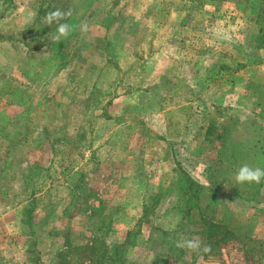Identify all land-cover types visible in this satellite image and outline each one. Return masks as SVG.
<instances>
[{
  "label": "rangeland",
  "instance_id": "374dc122",
  "mask_svg": "<svg viewBox=\"0 0 264 264\" xmlns=\"http://www.w3.org/2000/svg\"><path fill=\"white\" fill-rule=\"evenodd\" d=\"M49 1L0 0V73L5 74L2 70L8 68L6 73L12 76L10 78L27 84L33 90L40 87L48 91L50 89L49 95L58 102L63 100L60 96L64 90L65 100L62 102L66 107L71 106L74 99L83 97L90 82L97 84L95 92L84 106L80 105L75 112L68 109V116L75 117L73 122L81 127L90 126L93 129L94 126L91 123L94 116L87 119L81 118V114H87L89 110L91 113L86 116L102 113L115 93L120 96L129 89L128 93L132 96L127 98L129 101L126 105L129 108L126 112L121 113L122 105L119 103L112 106L113 111L110 110L116 116L114 123L123 124L129 129V143L139 142L144 128L151 126L157 130L161 127V133L169 137L167 129L171 124L183 121L182 113L175 110L174 113L159 116V107L168 105L175 94L179 98L183 95V99L193 100L200 95V90H206L201 83H189L193 74L191 68L188 71L185 68L184 62L189 61L188 55L182 49H177L184 45L193 44L197 48L204 46L208 52L216 55L213 72H202L199 75L201 82L225 69L226 85L224 89L219 86L216 88L218 91L208 92L204 104L206 111L190 113L186 127L188 130L183 136L186 139L189 136L187 144L184 145L182 141L181 145L167 143L166 146L157 147L160 145L155 142L154 135H147L150 142L143 151L135 147L132 152L124 153L120 149L109 153L108 157L113 158L116 166L107 171L114 176L121 173L129 177V183L115 181L104 189L103 182L98 179L96 190L91 189L85 180L92 175L95 165L81 166V151H72L68 155L61 151L59 153L67 159L65 164L58 168L56 162L54 167L48 168L52 187L49 186L52 182L40 177L38 162L37 166H32L35 168L29 171L27 177L30 192H18L22 190V182L11 184L15 194H8L10 184L6 179L9 175L20 172L25 167L26 159L45 161L47 156H42L38 150H25L26 145L15 150L0 149V218L11 210L10 214H6L8 217L2 218L11 225V229L0 232L3 234L0 264L2 257L3 260L9 259L10 264H38L41 252L36 251L34 240L40 239L45 225L52 224L50 221L62 212L66 204L65 215L60 217L57 229L48 231L49 236L58 235L54 243L61 250L45 262L58 259L57 264H264V241L252 240L248 243L239 238L237 241H227L224 245L218 243V238H228L230 232L251 239L252 232H258V225L247 227L255 222L254 216L250 214L264 218L261 187L264 180L259 184H237L235 181V174L243 164L264 168V143L261 141L264 106L252 104V101L234 103L229 97L233 91L229 89L231 74L233 79L235 74L246 71L237 68L236 64L264 62V52L255 50L252 45L257 26L253 24L251 15L246 19L235 17L229 22L219 17L206 22L207 15L214 14L215 10L217 14L224 13L223 6L216 3L200 11L199 5L195 3L191 10L197 11L188 16V11L172 8L178 0L167 5L164 0L161 3L160 0H68L67 10L71 9L72 14L66 22L73 31L67 39L55 42L56 25L44 23ZM130 2L133 6L129 5ZM236 3L242 4L243 1L236 0ZM138 6L140 8L136 10ZM262 10L263 3L259 8L260 13ZM81 23H87L86 33H81ZM174 31L180 38H172ZM143 38L147 40L144 42ZM151 42L154 46L150 50L161 51L160 57H167L163 61V58L157 59L158 65L166 64V71L159 75L160 86L150 88L148 95L138 99L136 91L139 82L154 71L156 60L149 63L152 71L148 70L150 67L132 71L131 66L134 58L140 61L149 56ZM212 62L213 59L206 66L210 67ZM94 63L97 64V67L94 66L95 75L89 70ZM218 63L221 65L218 66ZM113 64L120 71L113 73ZM104 72L107 73L106 78L103 77ZM168 72L172 75L166 76ZM177 78H180L178 86H172ZM8 83H2L0 94H10L16 89L15 83ZM157 89L160 92H156ZM17 90L23 91L19 86ZM222 95L229 97L227 102H212L215 97ZM255 97L258 98V94ZM157 98L163 99L162 105H155L159 100ZM8 105L7 102H0V110ZM197 105L195 103L193 107ZM32 106L40 107L39 103ZM193 107L192 112L195 110ZM64 111L67 110L64 108ZM37 112H31L28 128L40 123ZM5 116L0 115V128L7 125ZM212 124L215 127H210ZM60 125L49 124L48 130L54 132L52 139L62 137L60 131L63 126ZM207 129L210 134L206 133ZM96 142L98 145L102 142L120 144L122 139L113 137L103 140L101 137L96 140L91 133L86 140L81 141L80 148L84 150ZM55 156L57 159V154ZM69 157L72 161H69ZM173 159L178 162L177 167L172 166ZM15 162L14 168L7 166ZM72 173L77 174V177L68 181ZM188 178L193 181H188ZM188 182H191V186ZM48 187L52 189L51 192L54 191L52 194H36ZM89 190L96 194H89ZM32 192L34 194H30ZM20 208L23 211H19ZM21 212L32 223L34 230L22 231L19 225ZM211 225H219L221 229L216 230ZM21 237L27 240V248H24L28 252L26 258L21 255L20 241V251L16 255L5 251L7 239L15 241ZM193 238H199L201 247L208 245L211 251L193 252L176 246L178 241ZM250 248L258 252L255 258H246L244 255ZM41 251H45V248Z\"/></svg>",
  "mask_w": 264,
  "mask_h": 264
},
{
  "label": "crops",
  "instance_id": "0c3cea01",
  "mask_svg": "<svg viewBox=\"0 0 264 264\" xmlns=\"http://www.w3.org/2000/svg\"><path fill=\"white\" fill-rule=\"evenodd\" d=\"M164 1L166 2L165 5H167L168 3H172L174 0H164ZM178 1L179 2L175 4L172 8H175V9L180 8L182 10H186L188 11V16L194 15V13L197 11L194 8H193L194 10H191L192 5H194L195 3L199 5L200 11H205V9H208V7L210 6L213 7V5L216 3H219L220 7L222 5L223 8L225 9V12L224 13L218 12L217 14V11L215 10L214 14L207 15L209 19L207 18L206 22H210V21L212 22V19L216 20L217 17H219V19L222 21L229 22L235 19V17H240V18L243 17V19H246V17H249L251 15L253 19V24L257 26V30L254 34V38L252 39L253 48L255 50L261 51L262 53L264 52V40H263L264 38V14L261 13V18H259V15H260L259 8L262 3L264 5V2L262 0H241L243 1L242 4L236 3V0H178ZM161 2L163 1L160 0L159 3ZM124 5L127 6V4H124ZM129 5L133 6V3L130 2ZM139 8H140L139 6L135 7L136 10H139ZM125 9L129 10L127 7H125ZM157 14H159V12H157ZM172 38H180L177 31L176 32L174 31V33L172 34ZM143 40L145 42L147 38H143ZM173 43L176 45V47H179L175 41H173ZM145 45L146 44H144V46ZM139 46H141V43L139 44ZM152 46H154V43L151 42L149 44V49H148L149 56L143 57L140 61L139 60L136 61V59L134 58V61H133L134 64H132L131 66L132 69L130 68L133 71L135 69L137 70L147 69L146 67H150V69L148 70L152 71V68L151 66H149V63H151V61L154 63V61L156 60V63H154V68H153L154 71H152L151 73H148V75L146 74L143 78H141L139 82L140 88L138 87L136 91V94L138 95V99L143 97V95H146V94L148 95L150 88H155L156 86H160L159 85L160 83H158V80L160 78L159 75H162L166 71L165 70L166 64L162 66L158 65L157 59L163 58L162 59L163 61L164 58H167V57H160L161 51L153 52L152 50H150ZM177 49H182L181 51H184L185 52L184 54L186 56L188 55L187 57L189 61L184 62L185 68L187 71L191 68V71H192L191 73L193 74V78H190L189 83L190 82H191L190 84H192V82H194L195 84L201 83V85L206 90L204 91L200 90L201 96L198 95L193 100L187 99L185 97L183 99V95H181L179 98V95L175 94V96H173L172 99L169 101L168 105L163 106L162 108L159 107V110L161 113H158V115L166 116L167 114L174 113L175 110H179L180 113H182L183 121L176 122L170 125V127L167 129L169 137L161 133V127L158 128L159 130H157L153 126L149 127L148 129L144 128V131L142 132L143 134L142 139H140V141L135 144L129 143V140H128L129 129L126 126H122L123 124L117 125L116 122L114 123V118L116 116L114 115V112L113 113L110 112V110H112L111 109L112 106L118 103L122 105L121 113L126 112V109L129 108V106L126 105V102L129 101V99L127 98L132 96V94L128 93L129 89H127L126 92H123L120 96H117L115 93L111 97V100H109V103L107 104V108L106 106H104V108L102 109L104 110L102 111L103 114L102 113L97 114V113L92 112L93 114H91L90 116H86L90 112L89 110L87 111V114L85 113L84 115L83 114L80 115L81 118L87 117V119H89V117L91 118L92 116H94L93 121H91V123H93L94 126H93V129H91L90 126L81 127L79 126V124L77 123L75 124V122L73 121L76 118L75 117L72 118L68 116V113H69L68 109H72L75 112L77 108L78 109L80 108V105L83 104L84 106L87 103V101L90 99L92 93L95 92V87L97 86V84L93 82H92L93 84H91L90 82L89 84L90 86L85 90L83 97L74 99L70 103L71 106L66 107L67 105L62 102L63 100H65L64 90L61 91L62 94L60 96L61 98L63 97V100L61 102L60 101L58 102L56 98L49 95L50 89L48 91L47 88L44 90L43 89L44 87L43 88L40 87V89L33 90L30 86H27V84L18 83L16 82L15 79L10 78L12 76L6 73V70L8 68L2 70V72H4L8 77H6L5 74L0 73V86L2 85V83L7 84L8 82H13L15 83L14 85L16 86V89L13 91V93H10V94H6V95L0 94V102H4V103L7 102L9 104L8 107H1L2 109L0 110V115L5 114L6 115L5 117L7 120V125L0 128V149L1 150L2 149L3 150H8V149L15 150L17 148H21L24 145H26L24 147L25 150H30V149L38 150L40 151L42 156H47V160L45 161L43 159L39 161V159L32 160L33 158L31 159L28 158V160L27 159L25 160V167L21 168L20 172L12 173L11 175H9L8 180L6 179V181L10 184V188L7 191L8 194H15V190L11 188V184H17V183L19 184L22 182H23L22 190H19L18 192L19 193H23V191L30 192V187L29 185H27L29 183L27 177L28 175H30L29 171L34 170L35 168L32 166H37L38 162H39L38 165L40 166L39 168L40 177H44L43 180L46 179L47 182H52V180L48 176V168L51 166L54 167L56 162L57 164H59L58 168H61L62 167L61 165H64L65 162L67 161L65 157H62V153H59L61 151L67 152V155L71 154L72 151H81L83 152V156L80 160L81 166L83 165L89 166L90 164L95 165L96 169L92 173L93 176L92 175L90 177L88 176V179L86 178L85 183L88 182L90 188L96 190L98 179H100L103 182L104 189H107V187H109V185L115 181H119L121 183L130 182L129 177L125 175L122 176L121 173L114 176V174L112 175L111 173H109V171H107V169H111V168L113 169V167L116 166V162L113 160V158L108 157L110 152H114V150L117 151L120 149H122L124 153L132 152L133 148L135 147L139 148L140 151H143L150 142V138H148L147 135L148 136L154 135L155 142H157L158 145H160L157 147L166 146L167 143H170L171 145H181L182 141H184V145L187 144L189 136L187 137V139L183 138V136L185 135V131L188 130L186 129V127H187V124H189V120L191 117L190 113L197 114V113H200L201 111H206L204 109L205 107L204 104L207 102L205 99V96L208 94V92L211 90L212 92L218 91V89L216 88H218L219 86H222L221 89H224L223 86L226 85L225 80H224L225 69H222L220 73L218 71L216 73H213L214 76H210V79L206 78L205 81L202 80L201 82L199 75L202 72L206 70L213 72L215 68L214 63H216V61L214 60V57L216 55L210 51L208 52V50L204 46L202 47L200 46L197 48V47H194L193 44H190L189 46L184 45ZM138 51L142 53L140 50ZM152 56L154 57L152 58ZM212 59H213V62L211 66L210 67L206 66L207 65L206 63L210 62ZM217 65L220 66L221 64L218 63ZM94 66L97 67V64L96 63L92 64L89 70L92 71V73H94L95 75L96 69L94 68ZM113 67H115L113 70V73L120 71L117 65L113 64ZM236 67L237 68L240 67V70L246 69V71L245 73H242V74H235V72L237 71L235 70V72H233L235 74V75L233 74L234 75L233 79H232V74H231V79L229 82V85H230L229 89L233 91L229 97H232L234 103L243 104L244 102L250 103V101H252V104L258 103L264 106V62L259 63V64H256V63L251 64L249 62H246L245 64H236ZM12 72H14L13 69H12ZM99 74L95 76L96 80L98 79ZM106 75L107 73L104 72L103 77L106 78L105 77ZM167 75L170 76L172 74L168 72L166 76ZM179 80L180 78H177L173 82L172 86L177 87L178 86L177 82H179ZM17 86H19L23 91L19 92L20 90H17ZM190 86L192 87V85ZM159 90L160 89H157L156 92H160ZM53 94H55V92L52 93V95ZM191 94L194 95L193 92ZM256 94H258L259 96L258 98L255 97ZM139 95H142V96H139ZM33 96L34 97L37 96V97L33 98ZM38 96L40 97L38 98ZM56 97L58 98V94L56 95ZM229 97L225 98V95L217 96V98L215 97L212 100V102L215 101L217 104H222V103H225V100L227 102ZM157 99L159 100L156 102L157 104L155 103V105H158V104L162 105L163 99L162 98H157ZM38 103L40 106L39 108H36V106L35 107L32 106V104H38ZM195 103H198V105L196 107H193ZM200 104H203V106L200 107L199 106ZM124 105H126V107ZM137 105L138 104H136L135 106L136 109H137ZM50 107H52V109H50ZM192 107L195 109L194 112H192ZM64 108L67 111H64ZM36 110L38 111L37 115L38 114L40 115V123L36 127L32 126L28 128L29 126L28 122L32 117L31 112H34ZM70 118L72 119L71 123H70ZM66 122H67V125L65 126ZM50 123H55L58 125V127H59V124H61L60 126H63V129L61 128V131H60L62 135L60 139L57 137L52 139L54 132L49 131L50 129L48 130ZM69 123L70 125H68ZM210 127H215V126H213L212 124ZM205 131L207 133L208 129ZM57 132H59V128ZM91 133L93 134L94 138H96V140L97 139L100 140L101 137L103 140L116 137L118 140L119 138L122 139V142L120 144L118 143L108 144L107 142H102L100 145H98V143L96 142V143L89 145L84 150H82L80 148L81 141L86 140V138H88V136H90ZM261 134H262L261 141L262 143H264V132ZM70 140H72V142H70ZM56 154H57V159L55 156ZM104 158L106 159L105 164H104ZM69 161H72L71 157H69ZM173 164L174 165L172 166L174 167L178 166V162H176V160L174 159H173ZM182 165L184 166V164ZM7 166L8 167L11 166L10 168H14L16 166V162L13 165L9 163ZM77 169L78 168H76L75 171H77ZM57 174L59 176L60 172ZM73 177L76 178L77 174L72 173V176L71 178L68 179V181H71ZM114 177H116V179ZM188 181H193V180L191 178H188ZM52 184L53 182L50 183L49 186L52 187ZM197 185L200 187V190H203L201 185H199L198 183ZM261 187H263L262 193L264 194V182ZM51 190L52 189L48 187L44 191L37 192L36 194H52L54 191L51 192ZM102 191H105V190H102ZM88 193L96 194V192H92V190H89ZM30 194H34V192ZM67 205L68 204H66V206L62 208V212L60 214L56 215V217L54 218L55 220L53 219L52 221H50L52 224L45 225V227L43 228V232L41 233L40 239L39 240L37 239V241L34 240V247L36 251L41 252L40 258L38 260V264L39 263L40 264L58 263L57 262L58 259L57 260L50 259L48 262H45L47 258H51L53 255H57L58 252L61 250V248L60 249L57 248L56 244L54 243V240H55L54 238L58 237V235L49 236L48 231L50 232L53 229L55 230L57 229L58 221L61 220L60 217L65 215L66 211L64 209L67 207ZM250 207L252 208V206ZM19 211H23V209L20 208ZM0 212H1V208H0ZM10 212L11 210L6 212V214H10ZM6 214L3 213L2 218L8 217V215ZM20 214L21 215L19 218V225H21L20 227L22 231L24 232V231H30L32 229L34 230L32 223L28 222L25 214L23 212H21ZM252 215L254 216L255 222L253 224L252 223L249 224L247 227L250 228L254 224L255 225L257 224L258 232H252L251 239L254 240L255 242L264 241V218L261 219L259 215L250 214V216ZM53 216L54 215H51V217ZM2 218H0V232L3 230H10L11 225H9V223L7 222H4ZM50 222H48V224ZM116 224L114 223V225ZM49 226H50V229H48ZM2 236L3 234H0V242H2L1 240ZM23 239L24 238L22 237L21 239L16 238L15 241H11L7 239V243L5 244L6 245L5 251L15 253L14 255H16V253L20 251L18 248V243L20 241L22 245L21 255L22 256L25 255V258H26L28 252L24 248H27V246L25 245V243H27V240H23ZM62 241L63 243L65 242L64 239H62ZM42 248H45V251H41ZM1 263L10 264V260L7 258L3 260V257H2Z\"/></svg>",
  "mask_w": 264,
  "mask_h": 264
},
{
  "label": "clouds",
  "instance_id": "9594fccd",
  "mask_svg": "<svg viewBox=\"0 0 264 264\" xmlns=\"http://www.w3.org/2000/svg\"><path fill=\"white\" fill-rule=\"evenodd\" d=\"M71 14V9L67 11H62L59 8L45 13V25L52 26L53 24H55L57 26L56 33L54 36L55 42H61L62 39H67L71 35L73 28L66 22L67 18ZM79 29L81 33H86L88 31L87 23H81ZM262 180H264V168L252 167L248 164L241 165L235 174V181L237 184H259ZM201 245L202 241L199 238H193L178 241L176 246L178 248L186 249L193 252L211 251L210 246L204 245L202 248Z\"/></svg>",
  "mask_w": 264,
  "mask_h": 264
},
{
  "label": "trees",
  "instance_id": "16d2710c",
  "mask_svg": "<svg viewBox=\"0 0 264 264\" xmlns=\"http://www.w3.org/2000/svg\"><path fill=\"white\" fill-rule=\"evenodd\" d=\"M67 1L68 0H50L49 1L50 5L47 6V8L45 9V13L46 12H49V11H52L54 9H57V8L61 9L62 11H67ZM262 1L264 2V0H262ZM259 14H260L259 15V18H261V13H259ZM262 14H264V10H262ZM53 26H54V24H53ZM263 40H264V38H263ZM135 57H137V55ZM207 134H210V132L208 131ZM188 184L191 186V182H188ZM211 227H213L216 230L221 229V227L219 225H211ZM227 237L228 238H218V243L224 245V244L227 243V241H230V242L237 241V239H239V238L242 239V240H240L242 242L244 240H246V242H248V243H250L252 241V239H249L248 240L247 238H245L243 236L240 237L239 235H235V234H233L231 232L228 234ZM257 253L258 252H255V251L251 250V248H250V250H246V252H245L244 255L246 256V258L249 257L250 259H252V258H255L256 257L255 255H257Z\"/></svg>",
  "mask_w": 264,
  "mask_h": 264
}]
</instances>
